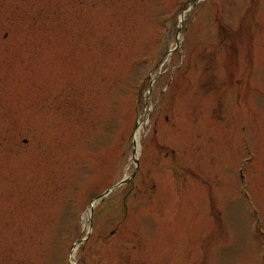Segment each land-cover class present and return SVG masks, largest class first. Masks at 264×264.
Segmentation results:
<instances>
[{
    "label": "rangeland",
    "instance_id": "rangeland-1",
    "mask_svg": "<svg viewBox=\"0 0 264 264\" xmlns=\"http://www.w3.org/2000/svg\"><path fill=\"white\" fill-rule=\"evenodd\" d=\"M0 264H264V0H0Z\"/></svg>",
    "mask_w": 264,
    "mask_h": 264
},
{
    "label": "bare ground",
    "instance_id": "bare-ground-1",
    "mask_svg": "<svg viewBox=\"0 0 264 264\" xmlns=\"http://www.w3.org/2000/svg\"><path fill=\"white\" fill-rule=\"evenodd\" d=\"M140 124L136 127V129L134 131V134H133V153H132V159H135L136 158V155H137V150H138V145H139V135H140V131L142 130V126ZM92 205H91V207H89L86 210L85 216H84L85 218H88L89 217L90 211H91V208H92ZM85 226H86V224H84V227Z\"/></svg>",
    "mask_w": 264,
    "mask_h": 264
},
{
    "label": "water",
    "instance_id": "water-1",
    "mask_svg": "<svg viewBox=\"0 0 264 264\" xmlns=\"http://www.w3.org/2000/svg\"><path fill=\"white\" fill-rule=\"evenodd\" d=\"M117 186H118V184H117Z\"/></svg>",
    "mask_w": 264,
    "mask_h": 264
}]
</instances>
